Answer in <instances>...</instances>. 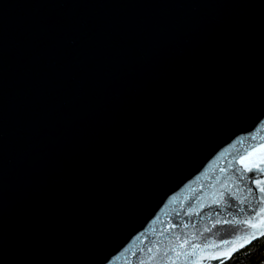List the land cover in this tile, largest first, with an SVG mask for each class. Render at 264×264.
<instances>
[{
	"label": "water",
	"instance_id": "1",
	"mask_svg": "<svg viewBox=\"0 0 264 264\" xmlns=\"http://www.w3.org/2000/svg\"><path fill=\"white\" fill-rule=\"evenodd\" d=\"M241 159L264 0H0V264H226L264 238Z\"/></svg>",
	"mask_w": 264,
	"mask_h": 264
},
{
	"label": "snow or ice",
	"instance_id": "2",
	"mask_svg": "<svg viewBox=\"0 0 264 264\" xmlns=\"http://www.w3.org/2000/svg\"><path fill=\"white\" fill-rule=\"evenodd\" d=\"M240 163L243 165L244 170L247 173H254V172H258L260 173L259 177L256 178H252L251 176L248 177V179L251 180V183L253 185H255L256 189L258 190L259 193H261L262 195H260L257 198V203L264 205V167H262L261 165H264V159H262L259 163L252 165V166H248L246 164H244L243 159H241ZM221 171H224V169H221ZM244 177L242 176L241 179H243ZM222 187L225 189L224 191H220L217 194H214L215 198L211 201V203L204 205V204H199V201H197V203L199 204V207L202 209L203 207L207 206V207H212L213 205H221V204H228L229 199L232 200H238L240 204L244 203V200L239 199V197L237 196L236 192H233L232 188L228 187V185L225 183L224 185H222ZM237 191H239L237 189ZM252 189H248L249 194H252ZM240 211H243V209L241 208ZM187 215H199V211L193 209V208H189L187 213ZM261 214H264V207H261L257 212H256V216L257 217H261V225L259 226H264V217L261 216ZM219 223V221H217ZM224 223H231V221H228L227 219H225L223 221ZM237 223H243V224H247L250 228H257L258 225L252 222V219H246L243 221H237ZM185 227H187V225H184ZM173 227H175V225H173ZM261 235L264 236V232H261ZM184 244H187L188 241L185 240L183 242ZM224 244H231L232 241H223ZM183 246V245H181ZM193 250H195L197 247H199V245L193 244L192 245ZM149 252H152V249H148ZM169 251H175V249H169ZM193 255L195 254V251H193L192 253ZM163 255L165 257L168 256V252H164ZM177 255H179V253H177ZM154 258V257H153ZM171 260V258H169ZM212 259H216V257H212ZM171 264H174V261H171ZM194 264H199L198 261H194Z\"/></svg>",
	"mask_w": 264,
	"mask_h": 264
},
{
	"label": "trees",
	"instance_id": "3",
	"mask_svg": "<svg viewBox=\"0 0 264 264\" xmlns=\"http://www.w3.org/2000/svg\"><path fill=\"white\" fill-rule=\"evenodd\" d=\"M226 264H264V238L238 252Z\"/></svg>",
	"mask_w": 264,
	"mask_h": 264
}]
</instances>
